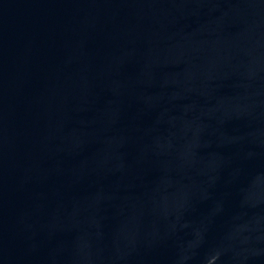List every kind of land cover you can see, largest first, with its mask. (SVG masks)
<instances>
[{
  "label": "water",
  "instance_id": "1",
  "mask_svg": "<svg viewBox=\"0 0 264 264\" xmlns=\"http://www.w3.org/2000/svg\"><path fill=\"white\" fill-rule=\"evenodd\" d=\"M0 264H264V0H0Z\"/></svg>",
  "mask_w": 264,
  "mask_h": 264
}]
</instances>
